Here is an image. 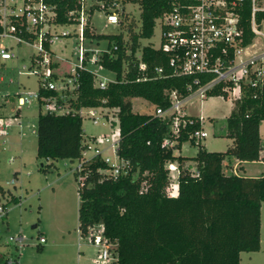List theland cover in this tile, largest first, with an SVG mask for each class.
<instances>
[{
    "label": "trees",
    "instance_id": "1",
    "mask_svg": "<svg viewBox=\"0 0 264 264\" xmlns=\"http://www.w3.org/2000/svg\"><path fill=\"white\" fill-rule=\"evenodd\" d=\"M47 1L55 5V21L61 25L74 23L70 12L79 10L82 4V0ZM101 1L105 4L103 8ZM115 1L95 0L88 12L90 16L96 9L108 13ZM122 1L138 3L141 8L139 30H134L132 25L127 28L130 41L125 40L123 32L91 33L90 18L85 28L87 37L108 40L109 51L100 56V64L115 73L116 81L105 89L100 88L96 86L93 71L85 68L77 71V86L71 91L41 89V95L56 96L59 104L68 103L70 111L39 113L37 157L45 170L47 160L53 163L60 158H82L86 145L81 110L115 109L119 122L117 153L130 162L131 169L127 175L114 179L101 171L108 165L100 156L83 164L85 180L79 186L81 234L87 235L89 226L102 223L105 235L117 243L116 264H240L242 252L258 251L261 247L264 174H238L228 169V160L231 157L240 162L260 159L264 86H244L242 96L233 100L226 124L227 136L232 142L226 151H209L191 137L201 128L199 116L186 115L187 124L177 142L173 146L166 145V139H174L171 121L156 114L135 112L132 99L142 97L157 107H168L169 91L189 95L188 85L194 82L195 76L173 74L168 54L151 43L141 45L140 42L154 35L157 19L170 10L171 2ZM251 16L248 1L240 20L244 45L252 43L255 37ZM256 17L261 23L264 11L257 12ZM123 25L121 19L122 29ZM46 46L49 47L47 42ZM141 61L148 64L145 73L139 68ZM159 67L164 69L161 74L156 71ZM146 74L153 78L137 80ZM218 95L228 98L219 89L210 94ZM185 142L198 145L194 156L174 153V149H181ZM168 161L176 162L180 170L175 196L168 193L169 174L165 167ZM192 164L199 175L192 171ZM5 199L6 207L18 202V198L0 184V202ZM8 258L0 253V264H6Z\"/></svg>",
    "mask_w": 264,
    "mask_h": 264
},
{
    "label": "rangeland",
    "instance_id": "2",
    "mask_svg": "<svg viewBox=\"0 0 264 264\" xmlns=\"http://www.w3.org/2000/svg\"><path fill=\"white\" fill-rule=\"evenodd\" d=\"M120 2L124 8L123 12L122 9L118 11L120 22L109 24L108 13L103 9H96L89 17L91 33L123 32L125 40L130 41L127 28L132 25L134 30H139L141 8L138 3L122 0ZM93 3L95 0H87L86 9ZM121 19L124 20L122 27L125 29L120 27ZM81 26L79 23L52 26V32L56 31L55 35H58L51 46L58 62L55 63L54 70L58 75V84H62V79L71 74L75 67L74 62H78ZM261 27L264 29V23ZM160 41L161 25L157 20L154 35L149 39H140V42L141 45L151 43L158 47ZM253 41V45L246 49L245 53L259 51L264 47V35L258 34ZM3 42L14 43L11 40ZM84 47L91 52H87L88 59L94 56L96 51L108 49V40L85 37ZM34 50L35 47L31 43L23 42L14 46L15 57L6 61L1 72L3 79L0 80V112L9 127L6 128L7 134L0 136V184L6 191L13 193L18 202L9 204L7 215L0 218V253L15 259V264H91L93 259L97 258V248L90 242L89 235H82L79 229L80 184L74 172L79 160L60 158L53 160V163L47 160L44 161L47 164L46 170L43 169L37 157L36 128L39 113L47 112V106L34 97L30 103L21 106L19 111V96H28L39 89L38 76L26 73L27 67L31 65ZM87 67L92 71H100L99 74L109 78L115 77L113 71L100 69L98 64L91 61ZM132 103L133 110L137 113L155 114L157 106L145 98L135 97ZM232 109L233 98H225L223 95L202 98L194 94L188 100L184 108L186 113L189 116L204 118L203 128L207 136L202 138L200 143L207 150L226 151L232 142L226 129L227 118ZM88 113L89 108H83L81 111L85 141L92 137H107L113 143L119 141V122L115 109H104L99 115V123H94ZM262 127L264 133V123ZM99 144L104 156L114 158L109 143ZM197 148V144L187 142L181 149H174V153L194 156ZM93 153L94 150H89L88 157ZM235 163V157H231L228 160V169L237 171ZM246 167V172L241 173L245 176L264 174V163L249 161ZM13 179L16 183L9 184ZM17 235L25 236L24 245L9 241L11 236ZM41 235L46 237L45 243H39ZM240 264H264V203L261 207L260 250L242 252Z\"/></svg>",
    "mask_w": 264,
    "mask_h": 264
},
{
    "label": "built area",
    "instance_id": "3",
    "mask_svg": "<svg viewBox=\"0 0 264 264\" xmlns=\"http://www.w3.org/2000/svg\"><path fill=\"white\" fill-rule=\"evenodd\" d=\"M86 1L82 0L81 8L71 11L70 16H74V23H79L81 32L79 34L80 44L78 46V62H74L75 67L71 74L62 79V84H58L55 73V53L51 49L54 40L58 38L52 32L53 25H59L55 20L57 17L56 7L47 0H0V80L3 79L1 72L6 61L15 57L14 46L21 43H31L35 50L31 55V65L27 67V74H36L39 78V89L28 96H19V108L30 103L35 97L39 102L47 106V110L56 113H67L70 111L69 105L59 104L56 96L41 95L40 90L58 91L64 93L71 91L77 86L79 69H89L88 63L91 61L98 64L100 69H105L100 64V56L109 51L105 49L101 52L96 51L94 56L87 59V50L84 47L85 28L88 24L90 13L86 9ZM171 8L157 20L161 25L160 48L170 57V66L173 74L193 75L194 82L188 85L189 95L182 96L177 90L169 91L168 107L158 106L155 114L171 121V131L174 139H166L165 144L173 146L177 142L181 130L187 124L185 116L188 115L184 108L188 100L194 94L202 98L210 97L216 89L220 93L233 98H240L244 86H264V47L259 51L245 53L253 42L244 45V29L240 25L241 11L249 1L252 9L251 29L255 33L264 35L261 23L257 21V12L264 11V0H169ZM105 6L101 1V7ZM119 9L124 11L123 4L116 0L109 7L107 22L118 24ZM121 12V13H122ZM61 25V24H60ZM70 34V33H67ZM254 37V39H255ZM253 39V40H254ZM11 40L14 43L5 44L3 41ZM46 42L49 47L46 46ZM117 49V45H114ZM91 53V52H90ZM26 67V66H25ZM139 68L144 73L148 71V64L141 61ZM157 73L164 72L163 67L156 68ZM96 86L106 88L110 82L116 81V76L109 78L99 74L100 71H93ZM212 75V76H210ZM204 78H203V77ZM152 76L144 75L138 81L152 79ZM103 107H90L89 117L94 123H99V115L102 114ZM82 111V110H81ZM106 115V113H105ZM201 128L195 131L191 137L196 142H201L207 136L203 128L204 118L199 117ZM192 123V121H190ZM9 124L0 119V136L6 135V128ZM24 134H26L24 132ZM100 142L109 143V147L114 152V158L104 156L103 150L99 147ZM85 149L82 158L78 159L79 164L74 172L78 173L80 185L84 184L83 164L91 161L96 156L102 157L108 165L107 169L101 170L112 176L114 179L122 175H127L131 169L128 160L120 158L117 153L119 141L113 143L107 137L98 139L92 137L85 141ZM89 150H94L92 156L88 157ZM13 160V157L11 158ZM259 161L264 163V145L262 146ZM169 174L168 193L172 196L178 194V176L180 173L178 164L168 161L165 165ZM194 174L199 175V171L193 168ZM13 179L9 184H15ZM7 199L0 202V218L8 213V207L4 205ZM90 242L97 248V258L91 264H116L118 259L117 243L105 235L104 225L96 223L89 226L88 233ZM10 242L24 245L25 236L17 235L9 238ZM46 237L40 236L39 243H45ZM111 249H113L111 251ZM115 252V253H114ZM15 259L8 258L6 264H15Z\"/></svg>",
    "mask_w": 264,
    "mask_h": 264
},
{
    "label": "crops",
    "instance_id": "4",
    "mask_svg": "<svg viewBox=\"0 0 264 264\" xmlns=\"http://www.w3.org/2000/svg\"><path fill=\"white\" fill-rule=\"evenodd\" d=\"M58 63V62H57ZM233 106H234V103H233ZM19 111H20V108H19ZM18 111V113H20ZM262 123H264V121L262 122ZM261 137H262V141H263V145H264V133H263V127H262V124H261ZM185 143H187V142H185ZM184 143V144H185ZM183 144V145H184ZM183 145H182V147H183ZM252 162H260L259 160H257V161H252ZM248 162L246 161V162H240L239 160H237L236 159V163H235V165L234 166H237V171H235L236 173H238V174H241L242 172H246V170H247V167H246V164H247ZM240 167H242L243 168V170L242 169H240ZM192 168H196L195 166H193ZM261 174H254V175H252V176H260ZM80 196V195H79ZM81 257V256H80ZM79 257V258H80Z\"/></svg>",
    "mask_w": 264,
    "mask_h": 264
}]
</instances>
